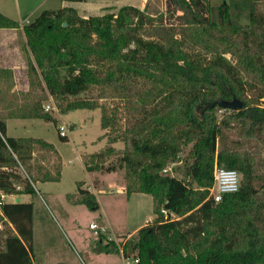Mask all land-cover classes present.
<instances>
[{
	"label": "trees",
	"instance_id": "16d2710c",
	"mask_svg": "<svg viewBox=\"0 0 264 264\" xmlns=\"http://www.w3.org/2000/svg\"><path fill=\"white\" fill-rule=\"evenodd\" d=\"M168 1L182 11L189 40L209 58H190L176 39L165 45L141 37L138 30L149 17L137 6L122 5L116 13L88 17L61 7L43 10L23 25L33 56L28 69L56 97L78 94L118 74L145 77L159 86L163 102L135 123L131 149L121 157L127 171L137 176V191L155 200L157 216L124 242V257L129 248L136 252L135 264H264V194L259 195L250 182L251 154L231 147L224 133L236 126L242 139H255L264 147V14L257 9L262 0H229L217 7L208 0ZM231 7L238 9L235 14ZM242 8L247 11L246 24L238 20ZM18 27V22L0 13V28ZM93 59L108 62L103 76L91 66ZM219 98H237L242 106L207 105ZM216 108L224 111L219 120ZM8 116L54 120L42 112L40 100L14 107ZM180 126L178 136L172 129ZM181 138L191 143L185 178L210 186L216 160L241 172L238 191L214 203L206 189H194L185 178L161 173L176 157ZM32 141L7 136L0 117V192H35L29 180L23 189L15 182L21 179L15 168L30 158ZM77 190L82 203L98 209L92 193ZM160 206L178 218L164 219ZM0 210L15 228L1 242L0 264H32V203L0 200Z\"/></svg>",
	"mask_w": 264,
	"mask_h": 264
},
{
	"label": "rangeland",
	"instance_id": "374dc122",
	"mask_svg": "<svg viewBox=\"0 0 264 264\" xmlns=\"http://www.w3.org/2000/svg\"><path fill=\"white\" fill-rule=\"evenodd\" d=\"M56 1L50 0L41 10L57 7ZM208 1L213 7L223 1L230 2ZM88 4L93 7L94 14H98L95 10L98 5H114L116 9L113 13L124 4L135 5L144 9L149 17L138 30L141 37L165 45L176 39L182 43L183 51L190 58L210 57L189 40L182 11L168 0H89ZM108 9L103 14L111 13L109 11L112 8ZM257 9L264 14V0L258 2ZM237 10L231 7L232 14ZM246 13L242 8L238 19L241 24L248 23ZM16 40L19 44L23 41L21 63L16 64L18 67L14 70L11 64L0 62V117L5 122L9 121L8 135L34 139L30 158L15 168L21 175V179L15 181L16 187L23 189L26 180H29L35 189L28 198L32 203V264H135V251L128 248V257H124V242L136 237L137 230L131 231L151 214L152 220L144 223L154 221L157 216L156 202L150 194L152 199L138 195L127 199L131 191L137 190L138 181L136 175L127 171L121 157L131 149L135 123L144 112L163 102L159 86L145 77L118 74L107 82L90 84L78 94L56 97L48 93L41 77L32 75L28 69V61H33V56L23 29L18 30ZM91 66L103 76L108 69V62L93 59ZM246 85L248 94L249 85ZM34 100H40L42 112L49 113L53 121L26 118L28 120L20 127L17 124L19 117L8 116L12 108L30 104ZM202 112L203 109L199 114ZM223 113V109L214 110L218 120ZM61 125L66 129L65 139L59 136ZM182 127H174L173 133L179 136ZM224 133L231 147L251 154L253 166L250 182L258 194L263 195V145L255 139H242L236 126L226 128ZM180 142L176 157L168 161L161 173L183 179L185 163L192 159L191 143H184L183 138ZM77 151H82L83 162L98 173L92 179V184L99 185L102 178L107 189L108 194L100 195L99 209H91L82 203L83 195L77 193L75 180L88 181L90 177ZM97 153L102 155L97 156ZM59 170V180L40 182L57 176ZM114 171H119V175ZM185 179L194 189H206L208 193L207 187L200 186L194 179ZM25 199L22 197V201ZM0 200L3 201V198L0 197ZM91 223L104 227V230L96 229L95 232L89 227ZM11 230L15 231L13 224L2 216L0 210V246L5 234Z\"/></svg>",
	"mask_w": 264,
	"mask_h": 264
},
{
	"label": "crops",
	"instance_id": "0c3cea01",
	"mask_svg": "<svg viewBox=\"0 0 264 264\" xmlns=\"http://www.w3.org/2000/svg\"><path fill=\"white\" fill-rule=\"evenodd\" d=\"M50 0H0V13L3 15L11 18L12 20L16 21L19 23L18 28H0V62H3L4 64H11L12 69H16L18 66L16 64L21 63V53L24 50L23 47V41L25 38H23L22 44L18 43L16 40V36L18 33L19 29H22L23 25L31 22L39 13L43 10H41L43 7L46 6V3H48ZM89 0H80V1H70V0H58L56 1L57 7L54 8H47L49 10H55L61 7H72L75 9L77 14L81 17H88L90 15H100L105 12V10H110L108 8H112V11L109 12H114L116 7L114 5H98L96 6V9L98 11V14H94L91 5L88 4ZM145 0H143L144 2ZM127 5V4H124ZM135 6V5H134ZM120 7V6H119ZM118 7V8H119ZM117 8V10H118ZM41 10V11H40ZM40 11V12H39ZM34 15V16H33ZM36 15V16H35ZM30 17H33L32 19ZM28 119L26 118H20L18 119L17 123L20 127H23L25 124L24 122L27 121ZM46 121V120H45ZM6 124V135H8V130H9V121L5 122ZM60 136V135H59ZM11 137L18 138V137H27V136H22V135H16L13 134ZM52 144V143H51ZM82 151H77V156L82 162L83 168L86 170L87 173L90 174L89 180H75V186L80 187L82 189L88 190L90 193H92L98 203V209L100 208V195L102 194H108L107 189L104 186L103 179L100 178L99 185L97 184H92V179L95 177L97 171L96 170H88L86 168L87 164H85L82 160L81 157ZM61 169V168H60ZM96 169V168H95ZM60 171L58 173V178L56 180H42L40 182L46 183L49 181H57L60 178ZM119 171H114L116 175H119ZM107 173V172H105ZM102 175V174H101ZM118 181V180H117ZM78 193V190H77ZM31 193H19V194H5L3 197L4 202H15L16 198H19V201H22V197H25L26 199L23 200V202H30L29 201V196ZM149 196L151 199L152 197L148 193L140 192L137 190L131 191L127 199H129L132 196ZM5 197L9 199H5ZM153 218V215L151 214L149 217H147L141 224L136 226L131 232H134L138 230L140 227L149 224V223H144L145 221H151ZM151 223V222H150Z\"/></svg>",
	"mask_w": 264,
	"mask_h": 264
},
{
	"label": "built area",
	"instance_id": "2783aa9c",
	"mask_svg": "<svg viewBox=\"0 0 264 264\" xmlns=\"http://www.w3.org/2000/svg\"><path fill=\"white\" fill-rule=\"evenodd\" d=\"M59 134L66 135V129L63 125L60 126ZM240 183L241 174L237 169L219 165L216 160H214L212 167V182L211 185L207 187V198H210L214 203H218L222 200L224 194L238 191ZM4 196L5 194L0 192V197L3 198ZM160 211L164 219L172 220L178 218L173 212L164 207H162ZM89 227L95 232H97L96 229L100 231L104 230V227L98 226L96 223H91Z\"/></svg>",
	"mask_w": 264,
	"mask_h": 264
},
{
	"label": "water",
	"instance_id": "95a60500",
	"mask_svg": "<svg viewBox=\"0 0 264 264\" xmlns=\"http://www.w3.org/2000/svg\"><path fill=\"white\" fill-rule=\"evenodd\" d=\"M64 25L66 23H63ZM218 104V106L222 107V108H228V109H237L240 108L242 106V101L237 99V98H233L231 100H223V99H216L212 102L207 103L208 106H212ZM203 109V107L199 108V111ZM19 198L17 197L15 202H18Z\"/></svg>",
	"mask_w": 264,
	"mask_h": 264
}]
</instances>
